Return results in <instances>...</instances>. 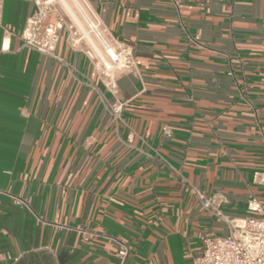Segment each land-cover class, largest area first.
Instances as JSON below:
<instances>
[{
	"label": "crops",
	"instance_id": "obj_1",
	"mask_svg": "<svg viewBox=\"0 0 264 264\" xmlns=\"http://www.w3.org/2000/svg\"><path fill=\"white\" fill-rule=\"evenodd\" d=\"M86 1L133 47L115 95L65 29L61 60L24 45L33 0H0V264H117L112 237L125 264H191L229 228L188 184L229 217L264 190V0Z\"/></svg>",
	"mask_w": 264,
	"mask_h": 264
},
{
	"label": "built area",
	"instance_id": "obj_2",
	"mask_svg": "<svg viewBox=\"0 0 264 264\" xmlns=\"http://www.w3.org/2000/svg\"><path fill=\"white\" fill-rule=\"evenodd\" d=\"M33 2L35 9L27 18L21 32L24 45L61 60L57 54V45L61 32L65 29L66 40L85 52L99 70L104 86L115 95L118 74L133 72L136 69L132 45L117 38L86 0L83 1L86 11L82 15L86 32L72 23L68 24L57 15L49 0ZM175 3L177 4L176 1ZM52 14H56L57 17L49 20ZM90 37L97 43L99 51L87 41ZM123 104L116 97L108 103L109 114L116 123L122 122ZM162 131L165 135L169 134L168 127H163ZM253 179L254 182L264 185V171H256ZM188 186L195 193L201 206L217 221L226 223L229 228L226 234L212 232L203 234L201 253L192 259L191 264H264V190L261 195L251 194L246 200V215L229 217L222 210L224 202L222 197L217 194H206L192 184ZM22 203L27 205L25 201ZM112 239L118 245L117 264H125L128 245L119 239L113 237Z\"/></svg>",
	"mask_w": 264,
	"mask_h": 264
},
{
	"label": "bare ground",
	"instance_id": "obj_3",
	"mask_svg": "<svg viewBox=\"0 0 264 264\" xmlns=\"http://www.w3.org/2000/svg\"><path fill=\"white\" fill-rule=\"evenodd\" d=\"M63 1L67 5V6H63V8H65L67 11H69L68 13H70L75 18L77 25L79 26L78 28L80 30L86 32L84 20H82L81 16L77 14V12H80L81 15H83V13L86 11V7H84V4L80 0H74L73 3L75 4L76 9L73 10L72 4H70L68 2V0H63ZM87 41H89V43H91V45L94 48H96L97 51H99L97 43H95V41L93 39H91V37L88 38Z\"/></svg>",
	"mask_w": 264,
	"mask_h": 264
},
{
	"label": "rangeland",
	"instance_id": "obj_4",
	"mask_svg": "<svg viewBox=\"0 0 264 264\" xmlns=\"http://www.w3.org/2000/svg\"><path fill=\"white\" fill-rule=\"evenodd\" d=\"M50 3L52 4V7L53 9L55 10V13L59 16H61L68 24H73L75 25L76 27H79L77 25V22L75 20V18L70 14L68 13L69 11H67L65 8H63V6H67L63 0H49ZM74 0H68V2L70 4H72V8L73 10L76 9V6L75 4L73 3ZM83 4H84V0H80ZM84 7H85V4H84ZM78 15L81 16L82 20L83 19V16L81 15L80 12H77ZM73 17V18H72ZM85 24V23H84Z\"/></svg>",
	"mask_w": 264,
	"mask_h": 264
}]
</instances>
